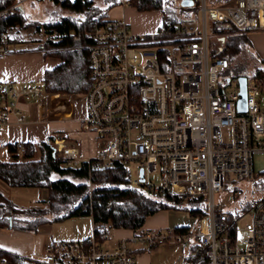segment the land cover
Returning <instances> with one entry per match:
<instances>
[{"label":"built area","instance_id":"2783aa9c","mask_svg":"<svg viewBox=\"0 0 264 264\" xmlns=\"http://www.w3.org/2000/svg\"><path fill=\"white\" fill-rule=\"evenodd\" d=\"M190 1L191 18L161 23L149 37L132 33L119 18L92 19L82 34L90 84L81 127L94 133L98 146L84 159L63 139H53L52 146L70 166L81 161L89 170L113 161L126 165L130 184L147 192L202 196L205 214L188 228L137 229L109 246L93 235L51 241L41 259L19 262L0 255V264H139L134 247L167 240L201 247L205 264H264V192L245 201L247 209H241L243 204L230 208L242 194L236 182L264 173V77L255 69L242 71L234 86L227 87L229 61L212 55L221 45H212L211 30L212 24L232 25L244 33L264 27V0ZM19 6L15 1L0 7V18ZM36 32L40 43L61 38L50 26L41 25ZM8 37L7 31L0 32V55L10 51ZM239 76L245 82L243 112L236 109ZM43 92L39 82L5 83L0 88V127L9 120L21 123L18 102L38 99ZM15 145L24 151L23 142ZM254 154L262 157L256 174ZM235 209L238 215L230 224ZM245 213L248 219L238 227Z\"/></svg>","mask_w":264,"mask_h":264},{"label":"trees","instance_id":"16d2710c","mask_svg":"<svg viewBox=\"0 0 264 264\" xmlns=\"http://www.w3.org/2000/svg\"><path fill=\"white\" fill-rule=\"evenodd\" d=\"M16 0H0V7ZM59 8L70 12L60 15L52 21L39 23L25 22L20 7L16 12L0 18V32L12 26L33 25L34 32L41 25L56 28L61 38L56 41H44L38 44L44 55L54 56L58 63L44 71L41 86L45 93L58 91L74 95H84L87 91L89 68L87 51L80 43H85L82 34L90 28L91 21L96 17L105 16V12L97 7L93 0H50ZM228 0H210L211 4H219ZM138 10L157 9L162 12V24L172 21H183L181 15L175 14L164 4V0H125ZM181 12L194 11L190 5H180ZM213 32L222 33V43L219 51L212 55L225 56L231 68V59L242 45L247 42L246 33L237 30L232 25L216 26L212 24ZM70 33L78 36L73 38ZM149 37L150 35H145ZM223 39V41H222ZM48 49H47V48ZM261 66L255 71L264 77V58H259ZM53 137L38 141L39 155L34 158V147L30 142H24L25 149L19 152L16 145L8 144L9 151L14 152L12 159L0 160V181L9 187L43 188L46 196L41 199V206L20 208L0 191V228H11L37 232L42 224L50 223L77 215H90L92 219V235L98 241L102 240L108 227H125L137 230L146 217L167 208L183 209L195 219L205 214L202 196L183 197L170 192L154 194L130 184L129 168L117 161L107 167L88 169L85 161L77 166H70L59 156L52 146ZM254 183L264 192V173L254 176ZM249 202L243 203L241 209H247ZM26 212V216L21 211ZM235 209L230 215V224L237 216ZM179 229L189 226H176ZM85 239V238H84ZM192 255L187 257L189 264H205L203 249L190 245ZM0 255L11 260L22 262L23 258L0 250Z\"/></svg>","mask_w":264,"mask_h":264},{"label":"crops","instance_id":"0c3cea01","mask_svg":"<svg viewBox=\"0 0 264 264\" xmlns=\"http://www.w3.org/2000/svg\"><path fill=\"white\" fill-rule=\"evenodd\" d=\"M16 1H20L19 7L21 9L22 0ZM93 2L105 12L106 17L124 20L130 31L136 35L153 34L162 23V12L157 9L138 10L126 3L125 0H93ZM6 31L9 33V28ZM32 35L33 42H26L22 37H13L8 34L10 51L0 55V88L7 82L17 84L40 83L44 71L58 63L56 57L44 55L43 49L37 47L40 43L37 32L35 31ZM246 36L250 46H253L256 56L264 58V27L250 30ZM19 39H23L24 42L22 43ZM79 100L64 91L51 94L43 92L38 99L20 100L18 105L22 109L24 120L19 124L9 120L0 127V160L12 159L14 152L9 151L7 145L17 141L32 143L34 147L33 156L37 158L39 155L37 142L46 140L50 135L53 139H63L66 145L75 146L80 158L84 159L91 156L98 143L92 131L81 127V120L85 114L84 95L76 106L75 103ZM38 103H40L39 107L37 106ZM10 189L11 187L0 181V191L3 195L8 197ZM34 189L37 191V201L22 206L39 207L41 205V199L45 193L44 189L40 187ZM170 211H179V209L159 210L146 217L139 229H151L150 226L156 224L152 223L151 219L157 217L161 212ZM86 217L89 219L92 235V219L90 215H86ZM189 224L183 223L172 226H190ZM47 225L42 224L37 232L0 228V250L26 260L36 259L35 256L41 255L46 244L44 234L49 231ZM167 226L171 225L164 227ZM133 231L130 228L108 227L106 225L102 245L109 246L118 238L126 237ZM88 236L90 235L82 238ZM72 237L79 238L78 236ZM143 248V246L133 248L136 259L137 253ZM139 264L144 263L140 261Z\"/></svg>","mask_w":264,"mask_h":264},{"label":"rangeland","instance_id":"374dc122","mask_svg":"<svg viewBox=\"0 0 264 264\" xmlns=\"http://www.w3.org/2000/svg\"><path fill=\"white\" fill-rule=\"evenodd\" d=\"M181 0H164V4L167 8L173 11L181 17L191 18L193 15L186 10V12H181L180 8ZM21 11L25 16V22H47L52 21L60 15L70 14L69 11L63 8H59L57 5L53 4L50 0H22ZM190 22V21H189ZM34 33L33 25L27 26H13L9 28V35L15 37H22L26 42H33L32 34ZM212 37V45H221L219 43L218 37L222 36V33L214 32ZM23 39H19L22 43ZM223 41V39H222ZM82 46V43L79 44ZM250 46V43L245 42L240 51L235 54L231 59V68L225 72V78H229V83L226 84L227 87L234 86L236 82V77L242 71H251L256 68V66H261L259 58L256 56V52ZM47 48V47H46ZM48 49V48H47ZM224 78V79H225ZM226 83V81H225ZM77 100L82 99V95H74ZM42 99V98H41ZM81 99L76 102V106L81 101ZM53 145V143H52ZM254 162V172H258L262 169V157L260 154L253 155ZM152 178L157 180L156 175H151ZM236 187L242 189V194L235 198L230 208H238L245 201L258 196L260 194V189L256 188L254 180L242 179L236 182ZM43 197L46 196V191H44ZM221 194L215 195V200L220 201L222 199ZM8 198L15 204L21 205L20 208H29L28 206H22L24 204H29L37 201V191L32 187H11L9 190ZM41 206V205H40ZM39 206V207H40ZM34 208V207H30ZM173 209V208H172ZM177 210V209H176ZM179 209V211L161 212L157 217L151 219L152 223H156L154 226H150L151 229H156L159 227H164L165 225H171V227H176L172 225L188 224L192 226L195 222V217L190 215L188 211ZM24 216H26L25 210L21 211ZM248 219V215L243 214L237 221L238 227H240L244 221ZM86 215L71 216L59 220H53L47 223L49 226V231L46 232L45 242L49 243L51 241L59 240H76L83 239L87 235H91L90 222ZM184 226V225H181ZM3 230H8V228H2ZM72 236H78L75 238ZM110 239V237H109ZM98 241V240H97ZM102 240L98 241L102 244ZM107 244V243H106ZM144 248L137 253L138 263L143 262L144 264H189V260L186 259L192 255L190 248L187 245H182L176 243L172 240H167L161 244L155 246H143ZM43 256V251L41 255L35 256L36 259H41Z\"/></svg>","mask_w":264,"mask_h":264},{"label":"water","instance_id":"95a60500","mask_svg":"<svg viewBox=\"0 0 264 264\" xmlns=\"http://www.w3.org/2000/svg\"><path fill=\"white\" fill-rule=\"evenodd\" d=\"M191 1L190 0H181L180 5L186 6L190 5ZM238 99L236 101V109L239 112H243L245 110V82H244V77L239 76L238 77Z\"/></svg>","mask_w":264,"mask_h":264}]
</instances>
